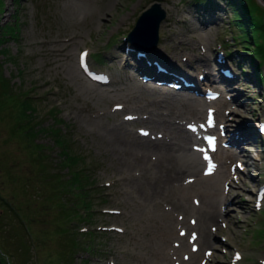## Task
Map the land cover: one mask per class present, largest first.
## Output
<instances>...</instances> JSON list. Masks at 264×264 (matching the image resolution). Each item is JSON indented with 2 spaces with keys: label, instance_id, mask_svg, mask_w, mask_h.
Returning a JSON list of instances; mask_svg holds the SVG:
<instances>
[{
  "label": "rangeland",
  "instance_id": "rangeland-1",
  "mask_svg": "<svg viewBox=\"0 0 264 264\" xmlns=\"http://www.w3.org/2000/svg\"><path fill=\"white\" fill-rule=\"evenodd\" d=\"M154 1L165 11L155 48L162 49L166 35L173 38L183 33L188 35L185 21L190 20L191 28L199 29H195L193 38L206 49L197 50L198 54L206 51L212 60L222 56L224 62L219 74L224 75L226 68L232 72L230 83L217 81L215 89V85L205 83V78L199 83L197 92L191 91L197 98L214 101V108L220 105L219 112L227 119L222 121L217 115L216 122L212 123L209 115L205 117L203 113L200 119H186L181 126L196 135L192 143L195 147L206 150L207 135L214 134L215 141L221 138L220 151L234 149L239 152L238 156L223 163L217 160L218 151L208 150L212 164L209 163V168L215 163L224 171L223 177L207 176L217 179L219 194L207 195L197 188L177 191L175 196L184 200L189 212L182 211L180 218H174L176 210H163L173 217V226H167L161 219L162 212L142 197V193L149 196L152 193L148 182L143 183L142 193L132 189L128 178L136 168L124 163V152L112 133L117 126L134 135L141 132L151 133L153 137L162 134L160 127L151 125L150 117L159 118L166 106L156 107L153 101L161 99V95L144 89L154 84L135 70L140 64L133 55L139 50L127 51L130 47L127 33ZM211 1L0 0V24H12L17 28L14 34L8 33L0 39L2 75L10 80L17 96L27 93L31 97L36 109L32 124L39 122L45 128H60L72 152L88 163L86 172L97 188L90 192L93 201L90 220L76 217L67 225L64 215L59 217V209L53 205L54 191L50 189L53 178H64L68 173L67 167L60 164V147L51 133L37 134L35 142L41 144L42 149L39 153L47 156L46 163L49 161L46 171L39 173V162L23 147L27 141L15 124V115L7 112L1 98L0 264H264V193L258 200V189L264 184V133L259 132L260 121L264 122V62L257 57L251 61L252 51L238 41L240 30L231 21L229 5L224 0ZM255 1L264 6L263 0ZM199 19L205 20L203 25L198 23ZM166 22L170 25L166 26ZM69 37L71 40H64ZM258 41L264 58V31L259 34ZM190 42L185 45L189 43V55L194 57L196 41L195 44ZM3 52L10 55L11 60L6 59ZM116 53H119L118 59L111 56ZM184 53L180 60L188 58ZM82 54L85 62L80 61ZM70 61H74L80 74L70 68ZM258 63L260 81L255 74ZM201 69L193 70L194 77ZM90 71L107 75L110 82L100 85L90 78ZM142 73H145L144 68ZM155 84L174 92L187 91L181 85L175 88L173 81ZM207 90H215L219 95L207 97ZM222 98L227 103L218 104ZM235 106L245 109L246 113L239 116L232 110ZM55 110L57 114L53 113ZM58 118L63 123H56ZM198 123L210 125L212 128L207 130L214 132L208 134ZM234 123H247L253 131L252 140L238 142V148L229 146V128ZM253 161L259 166L251 165ZM77 167L84 169L85 163L80 160ZM137 172L135 176L140 177ZM229 172L233 174L229 176ZM41 176L51 178L50 182H44ZM139 182L142 183L141 178ZM223 187L235 190L234 201L220 204L221 220L217 226L210 229L204 224L211 233L206 244L203 232L196 226L199 225L197 212L202 205L220 201ZM70 196L65 195L66 199ZM175 196H170L173 204ZM155 198L160 202L156 204L158 208L163 209L167 195ZM70 233L76 236L77 242L68 254L69 248L65 245L71 244Z\"/></svg>",
  "mask_w": 264,
  "mask_h": 264
},
{
  "label": "bare ground",
  "instance_id": "bare-ground-1",
  "mask_svg": "<svg viewBox=\"0 0 264 264\" xmlns=\"http://www.w3.org/2000/svg\"><path fill=\"white\" fill-rule=\"evenodd\" d=\"M169 20L170 18L168 19V21ZM189 21L188 20L185 21V24L188 27L187 32L189 34L187 35L186 33H183L179 36L176 35L175 38L166 35V38L164 37L166 39V43L164 42L161 45L162 49L155 48V45L152 44L151 41L148 40L147 37L145 36H142L143 39H141L138 42L130 41V47L129 49L127 48V51L134 48L138 49L139 51H142V55L138 53L136 54V56L133 55L134 60H136L137 62H139L138 64H140L139 67H135V70L139 74H141L142 77H146L150 79V82L154 84L153 86H148L145 88L143 87L145 90L153 93V95L155 94L161 95V99L159 100L156 99V101H153L154 105L156 107L157 106L159 107L161 104L163 106H166V111L161 113L159 115V118L155 119L153 116L150 117L152 119L150 121L151 125L160 127L162 129L161 130L162 134H157V136L155 137L151 136V133L149 134L146 132H141L140 135H134L132 132H128V130L122 129L117 126H115L112 130L113 131L112 133L115 135L116 143L118 144L120 149H122V151L124 152V156H125L124 163L131 165L130 167L134 166L136 168L130 172V177L128 178L130 183L132 184V189L136 191H140V193H142L143 183L148 182L150 184V186L152 187L151 195L149 196V194L146 193H142L141 195L146 201L150 203L153 202V204H155V206L157 207V210L162 212L163 218L161 217V219L166 221L167 226H173L174 219L172 216H170L169 212L163 210H170L171 208L176 210L175 212L176 217L174 216V218H180L182 211H184L183 212L184 214L189 212V209L187 208L184 200L181 197L175 196L177 191L193 190L194 188H197L204 194L207 195L214 194L218 196L219 186L217 185L216 182L217 179H214L215 180L214 181L213 179H208L207 176L211 174H215L216 176L218 175V177H223V173H224V171L222 170V166H215V163L213 164L212 168H209L210 167L209 163L211 161L210 160L211 154L210 152H208L207 147L206 150H204L203 147L193 146L192 145L194 139L193 136L196 135H191L188 130L184 129L181 126L182 122L185 121L186 119L188 120L192 119L193 121L200 119L203 113L204 116L209 115V118L212 119V123L216 122L214 117H216L217 115L218 117L221 118L220 120L222 121L226 120L227 119L226 116L224 114H220L218 107L220 106L218 104L227 103L225 99L223 98L220 99L218 104L216 102V105L218 106L214 108L212 106V102L214 101L211 100L208 102V100L204 101L201 98H197L194 96V94L191 91L197 92L199 90V83L203 81V79L205 78L207 80L205 82L206 84L210 83V85H215V89H217L218 88V86L216 87L217 81L220 82L224 81L230 83L229 80L232 77V75L230 77H227L226 75L219 74L220 66H222L224 62L222 56L218 55L216 60H212L206 54V51L201 52L202 55L201 53L200 55L198 54L197 50L204 51L206 49L203 48V44H201L198 39L193 38L192 35H195L194 32H196V30L199 29L198 28L192 29L191 23ZM204 21L205 20L199 19L198 23L200 25H203ZM165 25L166 26L170 25V22H166ZM187 38L189 39V41L187 40ZM64 40L69 41L71 40V38L69 37ZM185 41L189 43H191L190 41H192L193 44L196 43L195 45L197 47L195 48V52L193 54L194 57H192V55H189V52L191 50L187 47L189 43L185 45L186 43ZM146 45H149V47H146ZM57 49L59 50V48ZM164 50H167V52ZM128 52L131 53V51ZM182 52H186L188 58L180 60L179 58L182 55L181 54ZM111 56L113 58L118 59L119 53L113 54ZM73 62L70 63L71 64L70 68L71 69L75 68L74 70H76L79 73L80 72L79 69L75 67V64ZM143 68L145 69V73H142ZM199 68L202 69L200 73L198 72L199 74H197L198 78L197 76L194 77L193 73L195 72L193 70L194 69L197 70ZM134 76L136 75H133V77ZM106 81L108 83L110 82L108 79ZM157 81L159 82L173 81L176 82L177 84L176 87H178V85H181L187 91L174 92L173 90L164 88L162 85L159 84L156 85L155 83H157ZM102 83L103 82H99L100 85ZM134 83L137 85V82ZM93 84H96V82H94ZM135 84L133 85L135 86ZM232 110L234 112L237 111V114H239V116H241L242 113H246L245 109L243 110L240 107H236V106L233 107ZM251 114L253 113L251 112ZM163 115L167 117H162ZM189 115H192V117L190 118ZM199 124L201 123H198V126L203 130H206L208 134L210 132H214L207 130V128H212L210 125L200 126ZM229 129H230L228 134L230 137L229 146L231 147L236 146L238 148V142L242 140L248 141V139H251V136L253 134V131H251L247 123L246 124L234 123L231 124V128ZM168 134L171 136V138H169ZM220 139L221 138H219L218 141H214L213 143L208 142L207 144V145L210 144L212 146L214 145L212 149H215V151H218L220 153L219 157L218 158L216 157L217 160L222 161L224 163L228 161V159L231 160L239 155V152L237 151L235 152L234 149L231 150L225 149V151L222 150L220 151L218 146L220 144L219 143ZM130 158L131 161H129ZM251 165L257 167L259 166V164H257L256 161H253ZM136 171H138L137 173L139 175L141 174L140 177L135 176ZM231 174L233 173L229 172V176ZM152 177H153V181H151ZM140 178L142 179V183L139 182ZM222 192L220 195V201L217 200L216 202H211L202 205L197 212L199 214V218H198L199 225L196 226L199 228L200 231L203 232L202 236L206 239V244L207 241L209 240V235L211 233L204 228V224L207 223L208 228L210 227V229H213L215 226H217L219 221L221 220L220 204L227 203L226 201L228 202L234 201V197H233L234 195L233 193L235 192L234 189L229 190L226 189V187H223ZM162 194L167 195V201L164 200V202L166 203L163 204V209L161 207L160 209L156 205L158 203L160 204V202H158L159 200L155 201L156 199L155 196H160ZM171 195L175 196L174 198H176V202L174 204L172 202V198L170 197ZM229 196L231 198H228ZM145 200L143 201L145 202ZM158 253L159 255H161L162 249L159 248Z\"/></svg>",
  "mask_w": 264,
  "mask_h": 264
},
{
  "label": "trees",
  "instance_id": "trees-1",
  "mask_svg": "<svg viewBox=\"0 0 264 264\" xmlns=\"http://www.w3.org/2000/svg\"><path fill=\"white\" fill-rule=\"evenodd\" d=\"M195 1H197V3L212 2L211 0ZM224 1L232 10L231 21L234 27L240 30L238 41L243 44L244 48L252 51L251 61L257 57L261 60V63L264 62L263 54L261 52V45L258 41L259 34L263 33L264 31V6H261L255 0L252 2L249 0ZM16 30L17 28L13 27L12 24H0V39H4L8 33L14 34ZM4 50L6 49L3 48V51ZM3 53L6 55V59L11 60L10 55L6 54L5 52ZM255 72L257 80L260 81L262 77L259 72V63L255 67ZM1 98L3 100L1 103H5L4 107L6 106L5 109H7V112L15 115V124L18 126V128H20L22 137L27 141L23 147L28 151V154L31 155V158L33 157L39 162V166H37L38 170L40 171L39 173H44L46 171L49 161L46 163L45 161L47 156H42V154L39 153L42 149L41 144L35 142L37 134L39 132L51 133L54 136V141L60 147V164H62V167H67L68 169V173L65 175L66 177L60 178L56 176L51 180V178L41 176L44 182H50L51 180L50 189L54 191L52 194L53 196L51 197L53 199V205H56L59 209V217L64 215V222L67 225L69 222H73L76 217L87 221L90 220L93 206L90 192L97 188L93 185V179L86 172L85 168H89L88 163H86L80 155L72 152L69 140L63 134H61L59 131L60 128L54 126L45 128L41 126L39 122H34L35 124H32L36 109L31 97H29L27 93L23 96H17L13 91L10 80L5 78L0 71V101H2ZM54 112L56 113L57 110L53 111V113ZM56 123L60 124L63 123V121L62 119L58 118L56 119ZM29 141L31 142L30 144L28 143ZM80 160L85 163L84 169L77 167ZM42 180L40 181L42 182ZM67 194L71 195L70 199L67 198L68 200L65 197ZM5 202L6 205L9 204L7 199ZM43 204L44 203L42 202V205ZM70 234L71 244L69 243V245H65V248H69L68 254H70L71 250L75 248L77 242L76 236H74L73 233ZM85 247L88 248L87 244Z\"/></svg>",
  "mask_w": 264,
  "mask_h": 264
},
{
  "label": "water",
  "instance_id": "water-1",
  "mask_svg": "<svg viewBox=\"0 0 264 264\" xmlns=\"http://www.w3.org/2000/svg\"><path fill=\"white\" fill-rule=\"evenodd\" d=\"M164 16V9L161 8L159 2L154 1L138 16L135 25L127 33V39L138 42L143 39L142 36H145L152 44H155L158 37V27Z\"/></svg>",
  "mask_w": 264,
  "mask_h": 264
}]
</instances>
